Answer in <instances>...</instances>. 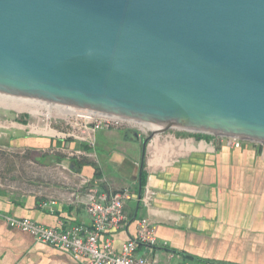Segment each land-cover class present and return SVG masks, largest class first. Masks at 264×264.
I'll return each instance as SVG.
<instances>
[{"label":"water","instance_id":"95a60500","mask_svg":"<svg viewBox=\"0 0 264 264\" xmlns=\"http://www.w3.org/2000/svg\"><path fill=\"white\" fill-rule=\"evenodd\" d=\"M0 94L264 144V0H0Z\"/></svg>","mask_w":264,"mask_h":264},{"label":"crops","instance_id":"0c3cea01","mask_svg":"<svg viewBox=\"0 0 264 264\" xmlns=\"http://www.w3.org/2000/svg\"><path fill=\"white\" fill-rule=\"evenodd\" d=\"M135 130L139 138L123 128L97 131L90 155L78 143L65 146L56 140L53 145V139L36 135L43 140H26L24 133L30 132L21 125L12 133H0L12 140L4 146L45 154L41 165L50 169L45 186L28 193L0 189V213L57 231L87 227L85 207L91 189L107 194L129 189L125 224L101 238L111 240L116 253L135 238L137 223L144 217L153 226L155 241L138 245L136 253L150 261L264 264V148L245 144L236 150L212 149L192 136L163 133L143 153L144 132ZM145 186L156 192L149 208L139 200ZM0 264L83 261L38 243L0 219Z\"/></svg>","mask_w":264,"mask_h":264},{"label":"built area","instance_id":"2783aa9c","mask_svg":"<svg viewBox=\"0 0 264 264\" xmlns=\"http://www.w3.org/2000/svg\"><path fill=\"white\" fill-rule=\"evenodd\" d=\"M82 119L87 120L85 126L77 130L57 133L60 135L58 138H70L79 143L89 144L94 142L93 138L97 131L130 128L132 125L128 119L109 115L85 116ZM149 131L147 132L149 133ZM204 136H208L209 139L198 140H201L200 143L203 146L212 149L223 147L236 150L241 149L245 144L264 148V144L251 143L235 137ZM152 140L148 144H151ZM155 196L156 192L149 186H145L140 196V202L144 207L149 208ZM130 198L129 189L112 194L91 189L85 207L90 224L87 227L73 226L64 231L46 228L29 219H15L2 215V213H0V219H3L9 227L31 235L38 243L62 250L74 259L83 261V264H158L136 253L138 245L150 246L155 241L153 226L147 218L139 219L135 238L125 243L119 253L113 250L111 240L106 239L101 242V238L109 230L118 229L125 224L124 206Z\"/></svg>","mask_w":264,"mask_h":264},{"label":"rangeland","instance_id":"374dc122","mask_svg":"<svg viewBox=\"0 0 264 264\" xmlns=\"http://www.w3.org/2000/svg\"><path fill=\"white\" fill-rule=\"evenodd\" d=\"M53 105L45 102H34V100L31 105H27L26 109H21L22 106L9 108L0 104V133H12L15 126L21 125L25 131H29L38 137L61 140L62 138L60 139L57 136H50L49 133L45 134V129L49 128L56 133H60L71 131L72 129L77 130L86 125L85 121L87 120L82 119L85 118L84 116L61 113V110ZM49 106L50 108H48ZM123 129L132 131L139 129L144 132V135H148V128L138 123L132 124L130 128L123 127ZM165 133L175 134L182 138L188 137L185 134L184 136L180 135L185 133L180 130H170ZM204 139L207 140L209 137L207 136ZM61 141L67 143L68 146H71L70 144L72 143H78L81 145L83 153L87 155L93 154L92 146L94 142L89 144L79 143L70 138H65ZM41 156L42 153L38 151L0 145V189L8 192L28 193L36 186H45V179L49 177L46 173L50 169L41 165ZM58 182L61 183L62 181Z\"/></svg>","mask_w":264,"mask_h":264},{"label":"bare ground","instance_id":"6f19581e","mask_svg":"<svg viewBox=\"0 0 264 264\" xmlns=\"http://www.w3.org/2000/svg\"><path fill=\"white\" fill-rule=\"evenodd\" d=\"M28 99H23V98H16V97H11V96H6V95H1L0 94V104H3L6 107L9 108H17V106H22L21 109H26L27 105H31L33 100H28ZM34 102H39V101H34ZM43 103V102H42ZM56 106L57 109L61 110V113H67L69 115H75V116H92V115H104L102 113H97V112H91L87 110H80V109H75V108H70V107H64L60 105H53ZM50 108V106L48 107ZM48 110V109H47ZM131 124H135L134 121L129 120ZM145 125V128H148L149 130L154 129V126L152 125H146L144 123H141ZM45 134L49 133L50 136H57L60 137L56 132L52 131L49 128L45 129Z\"/></svg>","mask_w":264,"mask_h":264},{"label":"flooded vegetation","instance_id":"af4514ba","mask_svg":"<svg viewBox=\"0 0 264 264\" xmlns=\"http://www.w3.org/2000/svg\"><path fill=\"white\" fill-rule=\"evenodd\" d=\"M131 135H133V136H135L134 135V133L132 132L131 133ZM136 137V136H135ZM147 137V135H143L142 137H141V141L143 140V139H145ZM11 141L12 140H8L6 137H4V135H0V145H7V144H10L11 143ZM45 158V154L43 155L42 154V156H41V158Z\"/></svg>","mask_w":264,"mask_h":264},{"label":"trees","instance_id":"16d2710c","mask_svg":"<svg viewBox=\"0 0 264 264\" xmlns=\"http://www.w3.org/2000/svg\"><path fill=\"white\" fill-rule=\"evenodd\" d=\"M19 122H21V121H19ZM184 134L187 135V136H192V137H194L196 139H201V138H206L207 137V136H204V135H201V134H187V133H183V134H180V135L184 136ZM64 145L67 146V143H65ZM141 185H143V176L141 178Z\"/></svg>","mask_w":264,"mask_h":264}]
</instances>
